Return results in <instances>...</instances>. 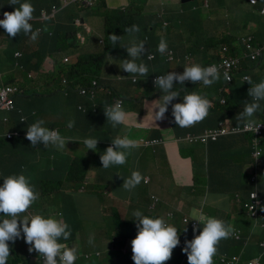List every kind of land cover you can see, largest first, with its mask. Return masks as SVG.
Segmentation results:
<instances>
[{
    "label": "crops",
    "instance_id": "crops-1",
    "mask_svg": "<svg viewBox=\"0 0 264 264\" xmlns=\"http://www.w3.org/2000/svg\"><path fill=\"white\" fill-rule=\"evenodd\" d=\"M196 1V0H195ZM205 5H193V6H180L181 0H147L145 5L141 6V0H103V6L81 5L86 6L84 11L79 12V18H77L72 24V28L76 31V38L80 47V50L76 54H70L73 59L78 58L80 53H94L98 50V45L92 39L100 36L98 31L103 29L104 18L102 13L112 14L117 12L121 16L122 21L134 18V24L141 26L140 34L137 38L141 40L145 33L142 27L145 25L157 27L158 24L165 26H172V35H165L160 32L156 35V38L151 40L152 47L158 46L160 39L163 37L167 40L168 47L175 46L174 43L181 39L187 41L180 44V53L177 50L175 52V59L172 61H160L158 60L151 65V71L153 76L157 73H177L181 74L184 67L181 58L188 50L198 43L203 46V52H213L219 47H224V38L226 32L232 34L234 27L236 28V34L241 36V40L247 38L261 39L264 42V17L261 16L260 10L264 6V0H257L256 5H251L247 0H207ZM94 4L95 0H91ZM191 4V3H190ZM206 4L208 6H206ZM164 5V6H161ZM42 6V5H35ZM43 9H49L50 5H43ZM206 6V7H205ZM228 6V7H224ZM93 7H96L95 9ZM68 7H62L61 12L57 13L56 19L63 15ZM93 8V9H92ZM2 9V8H0ZM98 10L97 12H94ZM80 21L79 24L76 22ZM144 23V24H143ZM261 23V26L258 24ZM62 25L68 23L60 22ZM197 24V25H196ZM54 36L52 32L49 36H43L42 44L44 45V52L40 56L32 55L39 49V39L32 41L28 35L23 33L17 34L15 37H8L2 27H0V83H10L8 81L15 80L19 82L23 80L24 70L27 66L34 67H50L47 60L52 55L56 57V60L63 57V55L51 53L47 50L48 42L50 46L55 48V45L51 43ZM102 39V38H101ZM103 41V40H101ZM21 52L23 56L17 58L15 53ZM176 52L179 57H176ZM240 70L246 69L250 65V60L245 61L243 55ZM21 61V67L19 68L16 62ZM245 61V62H243ZM264 62V61H263ZM24 65H23V64ZM262 68V67H261ZM260 68V70H261ZM238 71L237 78L233 86H240L244 83L243 77L245 75L250 76L254 83H259L264 78H257L258 69L252 70V68L245 71ZM236 77V75H235ZM223 85L217 81L209 87H193L192 92H197L201 95H205L213 105H220L223 99ZM178 82L173 83V91H179L180 95L174 99L168 106V111L164 114V119L155 121L152 123L151 109L155 105H151L153 101H156L162 95L160 90L156 87L149 88L148 96H143L141 100L136 98V92L134 88L126 87L123 85L117 86L119 95L125 96L126 100L132 101L134 115H131L130 122L125 124L121 131L116 132L112 127L107 126L111 124L105 117L104 113H90L89 108L84 104H79L76 101L67 100L68 94L59 96H39L31 98L29 101L26 99L20 101L18 111L7 112L9 116H17L18 114L27 111L31 113L29 120L33 121L34 112L39 116L38 120H43L44 127H49V130H58L60 135L65 136L70 141L73 139L71 135V129L67 127L70 120H74L75 124L72 128L73 131L78 130L80 135L84 138H96L98 139L97 149L93 151L95 155H98V165L96 170L91 169L93 172V179L91 183L98 188L92 189L93 193H88L89 189L81 192L80 190L76 194L69 192V187H66L68 194H71V200L63 198L60 195L57 196V200L60 203V207L65 210L71 208L85 209L92 207L94 210H100V204L102 200L105 202H122L131 203V201H138L140 206L145 208L148 213H159L164 216L168 212L179 211L182 212L181 218H179L178 224L183 227L182 217H192L193 209H200L203 212V208H206L205 202L209 200L214 205L220 202L228 201L225 198L226 193H230L231 197L233 193L241 194L244 197H248V194L253 190V184L248 180L250 173V167L255 159L253 158V150L248 146V140L245 137L237 138V136L224 135L218 138V141L214 143L197 142L195 139L202 132L210 133L215 129H219L221 125H225L226 122L235 123V119L230 117L220 120V117L225 111H209V115L201 122L191 127L182 128L175 124L174 117L172 116V105L175 103H182L183 96L191 93L183 90ZM251 86H246L244 104L249 102L248 90ZM44 90L45 86L39 82L34 84L32 90ZM227 100L226 96H224ZM19 101V100H18ZM17 104V99H16ZM244 104L241 108H244ZM84 105L85 111H82L79 107ZM124 105V104H123ZM124 107V106H123ZM158 111V109L154 110ZM218 111V115L217 114ZM93 112V111H92ZM241 111L237 110L235 113L238 115ZM6 112L0 110V115H5ZM105 122H102V121ZM219 121H226L220 122ZM218 123V124H217ZM21 124V123H20ZM107 124V125H106ZM236 125V124H232ZM15 126L18 125H14ZM214 127V128H212ZM210 128V129H208ZM23 131V130H22ZM128 135L129 138L137 139L138 141H146L149 139H160L162 142L153 148H136L133 152V157H128L127 163L122 166H113L108 169H103L100 161V155L104 153L100 152L103 147H109L116 136ZM196 141V144H189ZM189 142V143H187ZM25 144V145H24ZM66 146V144H65ZM102 147V148H101ZM16 149H9L5 151V157L14 158L17 155H25L23 150H27L29 147L23 141V145L15 147ZM54 147L50 148L51 149ZM238 148L236 151H234ZM83 148L80 150H86ZM106 149V148H105ZM183 149L185 152L183 153ZM47 151L42 155H35L29 159L28 167H25L28 171H33V174L40 178L41 174L46 173L44 179L65 178V171H67L70 162L67 157L56 154L53 157L52 152ZM63 151V150H62ZM261 158L264 161L261 153ZM162 160V164H158V161ZM168 162L171 164L169 165ZM0 169H4L6 175L18 174L17 168L13 166V161L8 160L5 164H0ZM137 170L141 172L145 177L150 178L148 183L141 182L132 191H126L122 188L124 183V177L130 176L131 172ZM173 170V172H170ZM246 170V171H245ZM174 176V179H173ZM245 176L246 181L243 180ZM169 179V181H168ZM94 180V181H93ZM36 188L41 186L36 181ZM91 184V185H92ZM87 185V184H84ZM87 185V186H88ZM90 185V186H91ZM174 186L177 191L171 194L170 188ZM182 186V187H179ZM118 188V190H117ZM183 188V190H180ZM123 193H121V192ZM137 191L134 197H130L131 192ZM107 195L108 198L104 197ZM129 197V198H128ZM153 197L159 199L154 210L151 209V205L154 201ZM209 197V198H208ZM230 198V196H229ZM119 199V200H117ZM245 200V198H244ZM111 202V203H112ZM160 203V204H159ZM159 204V205H158ZM235 207L229 205L224 212H219L222 218L225 213L232 215L231 222L234 227L238 216L234 212ZM63 211V210H61ZM241 215L244 217L246 214L241 211ZM83 216V215H82ZM74 217V216H73ZM183 217V218H184ZM177 218L175 217L173 224L177 225ZM65 221V217L63 216ZM69 223H71L70 219ZM246 222V221H245ZM84 227V222L78 220L74 222L73 229L78 233ZM177 227V226H176ZM234 229L243 228L238 227ZM76 232H71L77 234ZM12 248L20 247L19 253L24 252V248H29L30 245L24 242L23 236L18 241L12 242ZM123 255H129L132 251L131 241L126 244V249H121ZM103 251V254H107L109 251ZM98 252L90 251L89 254ZM83 254L84 251L82 250ZM254 253V252H253ZM87 254V255H89ZM99 259L104 257L100 256ZM8 264V262H7ZM25 264H35V261H26Z\"/></svg>",
    "mask_w": 264,
    "mask_h": 264
},
{
    "label": "clouds",
    "instance_id": "clouds-1",
    "mask_svg": "<svg viewBox=\"0 0 264 264\" xmlns=\"http://www.w3.org/2000/svg\"><path fill=\"white\" fill-rule=\"evenodd\" d=\"M59 1L60 5H53L49 10L42 9L40 14L33 15L35 8L30 2H28V0H25L23 3H21V0H10V5H18V7H15L14 10L10 11L5 9H2L4 11H0V27L4 29L10 38L17 36V34L23 33L24 35L30 34V39L32 41H36L41 29L39 28L40 30L37 29L34 31L31 23L44 24L50 19H54L64 4V0ZM252 3H255V0H252ZM71 4H78L79 6L88 5L86 3H82L79 0H77V2H72ZM206 6L208 5L206 4ZM54 7L57 8L58 11L52 18L47 19V16H45L44 18L47 20H34L35 18H39L43 11L51 13ZM263 8L264 6L260 10L261 16H263L261 13ZM77 22L80 23V21ZM140 31L141 29L137 25L126 28L125 32L131 35L132 39L128 44L121 46L125 48L128 58L121 62L120 68L128 74H132L134 81L136 76L146 77L148 76L149 72V69L145 63L142 61L137 63V61L140 60V58L146 52L144 41H138L133 35L135 33H139ZM109 39L113 45H116L120 41L121 37L112 34L109 35ZM241 41L245 46V60L249 59L251 62H259V64L263 63L264 48H255L253 45V38H247ZM101 43H103V41H101ZM15 56L19 58L23 56V53L17 52L15 53ZM66 57L70 58L73 63L66 64L64 62V57L62 62L65 66L73 65L78 60V58L73 59L70 56ZM147 58L148 61H154L157 59L172 61L175 59V53L171 48L168 47L167 40L162 37L158 43L157 51L148 53ZM225 60L230 59H224L218 65L213 64L207 67L202 66L199 63H187L186 65L188 66L184 67L182 74L171 72L167 74L151 76L153 77L151 79L153 87L158 88L162 93L158 100L151 103V105H155L151 109L152 123L154 124L155 121L164 119V114L168 111L169 104H171V102L180 95L179 91H173L174 81L178 82L183 90L191 92L183 96L182 103H175L172 105V116L174 117V122L176 125L182 128L191 127L203 121L209 115V110L213 107V104L205 95L192 92L193 87H209L217 81H220V83L224 82L223 99L220 105L222 106L227 104V100L224 97V89L225 86L235 82V75L241 68V59L231 60L237 61L236 67L231 71V76L228 71H224L223 73V71L219 68V66ZM260 68L261 67L252 68V70H259L256 76L258 78H262V72ZM64 81H66V83H64ZM94 81L96 80H93L92 83ZM243 81L251 85L248 90V96L251 97V102L246 101L243 111L237 115V119L241 122V124L226 122V124L221 125L219 129L213 130L219 135L217 139L213 140L212 137H210V139H208V141L204 144L207 145L208 143H214V141H218V138L221 135H232L237 136V138L245 137L246 141L248 140L246 136H249L251 137V143L256 136L262 135L264 133V121H256L253 118L255 113H257V111H259L261 108L260 102L264 101V79L259 83H254L250 76L245 75L243 77ZM62 85L63 87H67L68 81L63 79ZM100 85L108 89L109 93L106 92L105 95L98 94L96 97L112 96L111 99H113L112 105L105 106L103 110L106 119L112 124L113 128L117 127L118 125L128 124L130 122L131 114L124 110L123 98L119 95V93H115L111 87L103 86L102 84ZM0 86H11L15 88V91L11 94V97L13 98V106L11 108L0 107V110L6 112L5 115H0V119H3V122H9L10 116L7 112L17 111L16 96L20 92L19 86L14 83H0ZM81 89L82 87L78 88L79 94ZM66 91H68V89ZM82 96L87 97L86 95ZM116 98H121L122 100L117 99L114 102ZM79 108L82 111H85L83 106H80ZM156 109H158V111H154ZM223 111H225V113L227 112L224 109ZM21 120H24L23 116L21 117ZM43 124V120H38L28 126L26 132L21 131V133H19L18 131H13L11 129L8 133L5 131L4 134H0V137L4 138L5 140L23 137L30 141L33 147H36L38 144H43L45 148L51 145L58 150H63L65 148V144L68 141L63 136H61L57 130H49V128L44 127ZM74 124L75 121L70 120L67 124V127L71 129L74 127ZM240 129L241 131H237ZM223 130L225 132H223ZM207 134L208 132H204L203 135H198L195 140L199 143L201 142V137ZM153 140H157L159 142L154 145L145 144V142ZM196 141H193L190 144H196ZM161 142L162 141L160 139H150L140 142L137 139L129 138L128 135L117 136L111 141L112 145L107 147L104 153L100 156L102 168L108 169L113 166L125 165L129 155L131 154V151L138 148L139 145L143 148H148L158 145ZM97 143L98 139L96 138H86L83 140V144L86 146V148L92 151L96 150ZM152 143H155V141ZM237 149L238 148H236L234 151ZM257 151L258 150L253 149L255 171L249 180L253 184L254 188L249 192L248 197H244L238 193H233L231 197L230 193H226L229 194L227 198L229 199L230 206L233 204V207L237 208L236 205L239 204L240 207L237 209L240 210V214L241 211H244L246 215H249L252 218H257L259 214L261 215L260 210L264 207L263 200L259 195V184L264 181V172H262L264 161L262 160L261 156L255 155V152ZM258 161L260 162L258 163ZM149 179L150 178L142 175L141 172L134 170L131 172L130 176L124 177V183L122 187L124 190L130 192L140 185L141 182L148 183ZM37 190L35 185L31 183V178L22 173L6 175V177L3 178V185L0 186V214H3V216L6 218L0 220V264H7V262L8 264H25L26 261L33 260L35 261V264H79V259L81 257L84 256L86 259H88L93 253L89 255L83 254L81 252H77L75 247H70L66 243L60 242L61 240H69L72 235L71 228L69 224L63 220L62 213H57L56 215H50L47 217L41 214H33L30 217L24 215L23 218H21V214L26 213L39 199L40 192ZM253 193H257V198L259 201H261V204L254 210H249L246 205L252 203L251 195ZM57 196L59 195H56V197ZM133 216L136 217L135 221L138 222L136 224L138 229L137 235L135 239L131 241L132 251H130L132 253V260L134 264H165L166 261L171 259L172 250L176 248L182 240H186L185 247L183 249L179 247L178 248L187 255L188 264H214L215 261L218 262V264H222L220 258L225 254L228 255L230 259L237 257L238 261L236 264H247L249 261L256 258L260 259V264H264L262 259L258 256L249 261L243 262L240 255H231L229 253L218 255L214 261V257L218 252V245L220 241L228 239L229 237L239 239V236H234L235 229L233 226L227 224L222 219L204 214L200 209H193L192 211L193 218L190 219L196 221L197 225L193 226L192 231L194 235L190 240L179 238L180 233L178 228L173 224L172 220H170L171 224L165 221L167 215H165L164 218H152L143 215L140 211H135ZM18 221H20L19 224ZM198 225H201V230L200 234L196 235V232L198 231ZM185 226L189 227L188 225ZM21 233L23 234L21 235ZM21 236H23L24 242L30 245V247L27 251L18 254L12 248V242L14 243L15 241H18ZM70 243L74 244L73 242ZM89 243H92L91 239L89 240ZM263 243L264 241L261 243L262 247H264L262 245ZM123 249H126V245ZM99 252L103 251L99 250L96 253ZM12 253L18 255L20 259L23 258V260H16L15 257H12ZM252 264H258V259L253 261Z\"/></svg>",
    "mask_w": 264,
    "mask_h": 264
},
{
    "label": "trees",
    "instance_id": "trees-1",
    "mask_svg": "<svg viewBox=\"0 0 264 264\" xmlns=\"http://www.w3.org/2000/svg\"><path fill=\"white\" fill-rule=\"evenodd\" d=\"M25 2V0H21V3ZM33 7L35 8V12L33 15L40 14V11L43 9V5H50L49 9L53 5H60L59 0H28ZM10 0H0V8L5 9L7 11L14 10L16 6H12L9 4ZM35 5H42L37 6ZM103 6V5H102ZM86 6H79L78 4H71L61 15L56 19H50L46 23H31L33 30L35 31L39 26L43 28V33L40 36L39 39V49L32 53V55L40 56L42 52H44V45L42 44L43 36H49V33L52 32V36H54L51 43L55 45V48L50 46V43L48 42L47 50L51 53H56L63 55L60 59L56 60V57L52 55L50 57L49 62V68L48 67H34V66H27L24 70V76L23 80L19 82H14L15 80H10L8 82L17 84L19 86V94L16 96L17 99V111L19 109L20 101L26 99L29 101L31 98H36L41 95L43 96H59L61 93H68L67 100L76 101L79 104H84L89 108L88 114L90 113H104V108L107 105H112L113 99L112 96L108 97H102L99 96L98 98L95 97L94 99L90 98L89 96L85 97L79 94L78 88H86L89 85H91L93 80L98 81L103 86L111 87L115 93H119L117 86L123 85L130 88H135L136 85L139 83L140 78H149L150 80L153 78V73L151 71V65H153L155 62H157L160 59L154 60V61H148V53L157 51V46L155 48L152 47L151 40L156 38V35L158 32L167 35H172V26H165L162 24H158L157 27H152L145 25L142 27V29L145 30L144 35L142 36L140 41H144L145 43V54L140 58V60L137 61L143 62L147 65L149 72L148 76L146 77H135V81L133 79L132 74H128L124 72L121 68V62L124 59H127V53L124 47H121L123 45H126L130 42L132 39V36L125 32L126 28H130L131 26L135 25L134 18L128 19L127 21H122L121 16L118 15L117 12L108 14L106 16L105 13H102L104 22H103V29L101 31H98V35L100 36L97 38H93L92 40L97 43L98 50H96L94 53H80L78 56V60L75 64L65 66L62 62V59L66 56H70V54H76L80 50L77 38H76V31L73 30L72 24H74L75 20L79 18V12L84 11ZM99 6H97L98 9ZM0 9V11H4ZM48 9V10H49ZM103 9H105V6H103ZM62 11V10H61ZM60 11V12H61ZM98 10L94 11L97 12ZM59 12V13H60ZM60 22L68 23L67 25H62ZM138 26V25H137ZM141 28V26L139 27ZM118 35L121 37L120 41L113 45L109 39V35ZM139 33L133 34L135 38L137 39L139 36ZM30 37V34L28 35ZM102 38V39H101ZM101 40H103V43H101ZM178 42L174 43L175 46H171L175 51H179L180 53V44L185 43L187 41L184 40H177ZM238 47H229L228 44L224 43V47H219L215 49L213 52H203L204 47L200 46V44L195 43L188 52L182 56L181 61L183 65L187 63H199L202 66H210V65H218L221 63L224 59H241L240 63L242 62L243 58L238 57L234 52L235 50H242L240 55L244 54L245 46L242 43V41H238ZM172 49V50H173ZM173 50V51H174ZM176 52V57H179ZM175 53V52H174ZM21 58V57H19ZM163 61V60H160ZM246 61V60H245ZM243 61V62H245ZM21 61L16 62L19 68L21 67ZM48 63V62H47ZM23 64V63H22ZM24 65V64H23ZM24 69V68H22ZM246 69H243L241 71H245ZM250 70V69H249ZM183 73V71H182ZM181 73V74H182ZM167 74V73H164ZM238 74V72H237ZM237 74L235 79L237 78ZM160 75L159 73L156 74ZM258 78V77H257ZM66 79L68 81V86L63 87L62 80ZM254 81V80H253ZM41 82L44 86V90H32L34 84H38ZM234 82L228 86H225L224 89V96H226L227 104L225 105H213V107L209 111H214L218 109L219 111L226 110L227 112L220 117V120H224L228 117L235 119V123L241 124V122L237 119V115L235 114L237 110L243 111L241 106L244 104V97H245V90L246 86H251L247 82H244L240 86H233ZM68 89V91H66ZM162 94V93H161ZM19 100V101H18ZM251 102V98L250 101ZM261 108L257 113L254 115V119L256 121H264V101L260 102ZM82 105V106H84ZM245 106V104H244ZM84 108V107H83ZM125 108V107H123ZM229 110V111H228ZM93 111V112H92ZM31 113H27V111H24L21 114H18L17 116H10V119L13 120V131H18L21 133V131H27V127L31 124L38 121L39 116L37 113L34 112L33 121L29 120V115ZM218 115V111L217 114ZM24 117V120H21V117ZM220 122H226V121H219ZM21 123V124H20ZM217 123V124H218ZM124 125H118L117 127L113 128L114 131L119 132L122 130ZM49 128V127H48ZM214 128V127H212ZM50 129V128H49ZM210 129V128H208ZM22 131V132H23ZM58 131V130H57ZM59 132V131H58ZM5 132H0V134H4ZM199 135H203V132ZM61 136H63L61 134ZM64 137V136H63ZM117 137V136H116ZM248 139V146L250 149L258 150L262 153L264 158V133L262 135L256 136L253 142L250 143L251 137L246 136ZM150 140V139H149ZM23 141L26 143V146L29 148L27 150H23V153L27 152L25 155H17L14 158L5 157V151L9 149H13L15 147H18L20 145H23ZM188 143V142H187ZM7 144V145H6ZM141 144V143H140ZM190 144V143H189ZM25 145V144H24ZM112 144H109L110 147ZM52 146L49 145L47 148L44 147L43 144H38L36 147H33L31 145V142L28 141L25 138H13L12 140H4V138L0 137V164H5L8 160L13 161V166L16 167L18 174H24L26 175L28 173V170L25 169V167H28L29 159H27V156L29 158H32L33 156L42 155V153H45L47 151H50V148ZM102 148V147H101ZM107 148L103 147L100 149V152L105 151ZM139 148L143 149L142 146L139 145ZM153 148V147H151ZM146 149V148H145ZM134 149L131 151V154L129 155V158L133 157ZM185 150L183 149V153ZM101 156V155H100ZM70 162L68 169L65 173V178L62 180V178H55L56 181L53 182L52 179H45L42 181L41 177L40 179V185L39 188H37L40 192L39 197L44 198L47 193H50L51 196L56 197V195H60L64 199L67 198L68 200H71L73 198H70L71 194H76L81 187H84L85 189H89L88 193H93L92 189L98 188L97 185L95 187L94 182L90 185H84L85 179L88 177V174L90 173L91 169L97 168V165H89L85 167H81V164L77 162V160L73 158L66 159ZM84 164H87V161L83 160ZM4 171V169H1ZM87 170V171H86ZM5 172V171H4ZM262 172H264V164L262 167ZM6 177V175H5ZM94 181V180H93ZM66 187H69V192L71 194H68L66 191ZM229 194H225V198L228 197ZM259 195L260 198L263 200L264 203V181L259 184ZM209 198V197H208ZM229 200V199H228ZM138 201H131V203H123V201L120 203L121 207H114L111 209V214H113V225L118 229V234L116 239L114 240L113 244L120 247L119 251H111L107 254L100 253L101 257H104L103 259H99L98 253H93L89 256L88 259H86L84 256L79 259V264H134L132 260V253L129 255H123V252L121 248H124L126 243L129 241H132L135 239L137 235V227L136 224L138 223L136 220V217L133 216V213L135 211H140L143 215L155 218V217H162V215H159L158 211L157 213H148L145 208L137 204ZM155 201H153L154 203ZM65 203V202H64ZM152 203V204H153ZM160 204V203H159ZM158 204V205H159ZM229 205L228 201L220 202L217 205H214L209 200H206L205 206L206 208H203V213L208 216H213L219 219L224 220L227 224L231 225V218L232 215L228 212L225 213L224 217L222 218L221 214L219 212H224L226 207ZM126 211L124 213H119L120 209H125ZM63 212H65V206L63 205ZM81 210L78 208H71L67 211H77ZM235 214L238 216L236 224L234 228L241 227L243 228V232L241 229H235V233L239 236V239H234L229 237L228 239H224L220 241L218 245V252L217 255L214 257V261L216 260L217 256L223 253H229L231 255H240L241 260L243 262L249 261L255 257H260L262 259V262L264 263V247L261 246V243L264 241V207L260 210L261 215L257 216V218H252L249 215H246L245 217L240 214V210L235 208L234 210ZM69 213V214H68ZM173 214L172 222L174 221L175 217L177 218V228L180 233L179 238L184 239H192L194 233L192 229H190L187 226L180 227L178 224L179 218L182 216V212H168ZM125 214V216H124ZM74 216V217H73ZM65 222L69 224L71 228V232H76L73 229L72 223H69L68 219H72L74 222V218L78 220L79 222H82V215L80 213L70 215V212H66L65 215ZM184 217V216H183ZM182 217V219H183ZM181 219V220H182ZM246 221V222H245ZM232 226V225H231ZM203 227V226H202ZM186 230V231H185ZM77 233V232H76ZM23 233H21L22 235ZM74 236V234H73ZM61 243H66L67 245L71 244L67 241H60ZM10 245V244H9ZM20 247L15 248V252L19 254ZM28 248H24V251H27ZM254 252V253H253ZM112 258H111V256ZM12 257H15L16 260L21 261L20 257L18 255H15L12 253ZM165 264H188L187 261V255L180 250L178 247L174 248L172 250V256L171 259L166 261ZM214 264H218V262L215 261Z\"/></svg>",
    "mask_w": 264,
    "mask_h": 264
},
{
    "label": "rangeland",
    "instance_id": "rangeland-1",
    "mask_svg": "<svg viewBox=\"0 0 264 264\" xmlns=\"http://www.w3.org/2000/svg\"><path fill=\"white\" fill-rule=\"evenodd\" d=\"M146 1L147 0H141V2H142L141 6H146L145 5ZM205 3H208V1L207 0H196L195 2L188 4V5H182L180 3V6L186 7V6H193V5H199V4H201V6H202V5H205ZM102 4H103V0H95V3L92 4V6H102ZM161 6H164V5H161ZM224 7H228V6H224ZM93 8L95 9L96 7H93ZM258 25L261 26V23ZM37 29L40 30L39 35H41L43 33V28L41 26H39ZM222 37L224 38L225 43L229 45V47H234V46L238 47L237 42L239 40L241 41V36H238L236 34V28L235 27L233 29L232 34H230L229 32H226L225 36L223 35ZM39 38H40V36H38L37 39H39ZM253 45L255 48H264V42L261 39H256L253 42ZM241 51H242L241 49L235 50L234 53L236 55H238V57L241 56V58H242L243 55L245 54V51H244L243 55H240L239 53H241ZM50 61H51L50 59L47 60L48 65H49ZM258 67H262L261 72L264 73V62L261 64H259V62H250V65L247 69L258 68ZM149 88L152 89V91H153L152 81L149 78H140L139 83L134 88V90L136 92V98L138 100H141V98L143 96H148ZM120 96L124 100V107H125L124 110L126 112L130 113L131 115H134L135 111L133 110V108H134L132 105L133 102L126 100L125 96L122 94H120ZM102 122H105V121L103 120ZM107 126L113 128L112 124H108ZM13 128L14 127H13V120L12 119H10L9 122H3V119H0V132L7 131V133H8ZM70 133H71L73 139L70 141L67 137L65 138L68 142L66 143V146L63 149V151L58 150L56 148L51 149L50 152H52L53 157H55L56 154H61L67 158H70V157L73 158L74 157L77 160V162L81 164V167H85V166H89V165H95L96 166L98 164V155H95L92 150H88V149L80 150V149L86 148V146L83 144V140L86 138H84L82 135H80L78 130L73 131L72 128H71ZM109 144H111V143H109ZM83 160L87 161V164H84ZM259 162L260 161H258V163ZM158 164L161 165L162 160H159ZM168 164L170 165L171 163L168 162ZM254 166H255V161L251 165H249L250 173L248 175V180L254 174V171H255ZM93 172H90L88 174V177H86V179H85V184L88 185L90 183V181L93 179V176H94ZM170 172H173V170H171ZM26 176L31 178L32 184H34L35 181L38 184L41 182L40 179H37V177L33 174V171H28ZM40 177L42 178L41 180L44 181L45 179L43 177H46V173L41 174ZM3 178H5V172L3 170H0V186L3 185ZM173 179H174V176H173ZM52 180H53V182L56 181V179H52ZM243 180L246 181L245 176H243ZM168 181H169V179H168ZM34 185L36 188V184H34ZM179 187H182V186H179ZM36 190H37V188H36ZM117 190H118V188H117ZM180 190H183V188H181ZM83 191H86V189H81L82 193H83ZM175 191H177V188L172 186L170 188L171 194L174 193ZM119 192H121V191H119ZM136 192L137 191L131 192L130 197L131 198L134 197ZM121 193H123V192H121ZM104 197L108 198L107 195H104ZM117 200H119V199H117ZM154 201H155L154 203H155V207H156V204L159 201V199H158V201L154 199ZM111 202H105V199L102 200V203L100 204V210H98V211L94 210L92 207H89V208H85L83 210H77V211H67L66 210L65 212H63L64 210L62 207H60V203L58 202L57 198L54 196H51L50 193H47L44 198L39 197V199L31 206V208L26 213L21 214V218H23L24 215H27L30 217L33 214H41V215L47 217L50 215H56L57 213H62L63 216L65 215L66 212H70V215L80 213L81 215H83L82 218H83V222H84V227L81 229V231H79L74 236L71 235L68 242H73L74 244H69V246L75 247L77 249V252H82V250H83L84 253H86V254H89L90 251H94V250L96 251L97 249H98V251L99 250L109 251V254H110L111 251L114 252V251L120 250L119 246H117L116 244L115 245L113 244L114 240L117 237L118 229L113 225V214H111V209L114 207H121V204H120L121 202H118V201H116L115 203L114 202L111 203ZM125 202H126V200H123V203H125ZM153 204L151 205L152 210L155 209V208L153 209ZM63 205H64V203H63ZM236 207L239 208L240 205L237 204ZM61 210H63V211H61ZM125 211H126V208L120 209L119 213H124ZM124 216H125V214H124ZM4 218H6V217H4L3 214H0V220H2ZM70 221L72 224H74V222H76L77 220L74 218V222L72 219H70ZM19 223H20V221H18V224ZM90 239L92 240V243H89ZM121 249H123V248H121ZM94 253H96V252H94ZM111 258H112V256H111ZM21 260H23V258H21Z\"/></svg>",
    "mask_w": 264,
    "mask_h": 264
},
{
    "label": "built area",
    "instance_id": "built-area-1",
    "mask_svg": "<svg viewBox=\"0 0 264 264\" xmlns=\"http://www.w3.org/2000/svg\"><path fill=\"white\" fill-rule=\"evenodd\" d=\"M75 1L77 2V0H64L63 1V3H64L63 7H66V6H68L69 4H71L72 2H75ZM79 1H81L82 3H86L88 5H92L90 0H79ZM248 2L251 5H255L257 1L255 0V3H252V0H248ZM57 11H58V9L55 8V7L53 8L51 13H47V12L43 11L41 16L39 18H37V19L35 18L34 20H40V21L47 20L48 18H52L54 16V14L57 13ZM261 13L264 16V8L262 9ZM45 16H47V19L44 18ZM77 23H79V22H77ZM64 62L66 64H72L73 63V61L70 58H67V57L64 58ZM236 65H237V61L225 60L219 66V68L223 71V73H224V71H228L230 76H231V71H232L233 68L236 67ZM231 79H232V77H231ZM64 83H66V81H64ZM14 91H15V88H13L11 86H6V87L0 86V107H2V108H11L13 106V98L11 97V94ZM106 92L109 93V90L106 89L105 87H102L97 81H94L90 87L82 88L80 90V94L81 95H86V96L89 95L92 99L95 98L98 94L105 95ZM117 99L122 100L121 98H116L114 100V102ZM237 131H241V129L237 130ZM223 132H225V131L223 130ZM218 136L219 135H218V133H216V131H211L207 135L201 137V142H203V143L207 142L208 139H210V137H212L213 140H216ZM153 141H155V143H152ZM153 141H147V142H145V144L146 145H154V144H157L159 142L157 140H153ZM255 153H256L255 154L256 156H260L261 155L260 151H257ZM257 154H259V155H257ZM257 197H258L257 193H253L251 195L252 203L246 205L249 208V210H254L256 207H258L261 204V201H259ZM153 199L158 201V199L156 197H153ZM154 208H155V203L153 204V209ZM172 219H173V214L169 213L166 216L165 221L167 223L171 224L170 220H172ZM182 220H183V223L185 225H188L191 229H193L194 225H197V222L193 221V219H190L189 217H184ZM200 230H201V225H198V231L196 232V235L200 234ZM234 236L238 237V235L236 233L234 234ZM185 241L186 240L180 241V243H179V245L177 247L183 249L185 247ZM262 245L264 246V243ZM257 259H258V264H260V259L259 258L251 260L247 264H252V262L256 261ZM220 261H221L222 264H236L238 259H237V257H233V258L230 259L229 256L225 254V255L221 256Z\"/></svg>",
    "mask_w": 264,
    "mask_h": 264
},
{
    "label": "water",
    "instance_id": "water-1",
    "mask_svg": "<svg viewBox=\"0 0 264 264\" xmlns=\"http://www.w3.org/2000/svg\"><path fill=\"white\" fill-rule=\"evenodd\" d=\"M195 0H181L182 5H188L190 3H193Z\"/></svg>",
    "mask_w": 264,
    "mask_h": 264
}]
</instances>
